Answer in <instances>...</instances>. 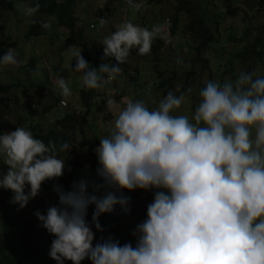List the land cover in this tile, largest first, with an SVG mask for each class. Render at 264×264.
Wrapping results in <instances>:
<instances>
[{"label":"clouds","instance_id":"9594fccd","mask_svg":"<svg viewBox=\"0 0 264 264\" xmlns=\"http://www.w3.org/2000/svg\"><path fill=\"white\" fill-rule=\"evenodd\" d=\"M125 3L135 12L143 0ZM17 6L29 23L50 27L51 17L34 19L38 0H20ZM157 38L169 43L168 21L150 29L125 21L100 42L103 56L116 64L90 68L73 45L68 48L73 71L80 73L85 89L102 88L120 75L130 50L148 54ZM16 64L14 48L0 55V67ZM53 83L61 96L71 95L62 76ZM191 93L177 85L151 110L140 100L120 107L111 96L106 99L117 116L112 131L93 150L100 182L81 178L67 190L53 183L57 203L33 213L53 237L47 256L55 264L85 259L89 264H264V77L241 71L234 82L207 81L190 115L173 114ZM69 149L67 142L46 144L19 126L0 133V158L6 166L0 190L10 192V203L23 209L42 183L68 170L66 155L57 152ZM133 190L153 193L145 218L132 230L135 246L111 236L93 243V229L103 231L98 218L116 209L127 214L130 197L124 192Z\"/></svg>","mask_w":264,"mask_h":264},{"label":"rangeland","instance_id":"374dc122","mask_svg":"<svg viewBox=\"0 0 264 264\" xmlns=\"http://www.w3.org/2000/svg\"><path fill=\"white\" fill-rule=\"evenodd\" d=\"M205 1L209 5L210 0ZM239 1L235 0L236 3H239ZM11 2L14 10L4 15V22H0V25L5 24L6 29H3V32L7 33L14 41L12 48L16 52L17 64L4 66L0 69V85L11 86L7 94L0 96V117L1 120L11 124L18 122V126L25 129L29 124L36 123L47 128L49 123L59 118L61 110L63 112V110L68 109L69 111L75 110L79 114V119L85 115L87 127L83 129V137L91 139V137L96 136L100 139L112 131L114 120L117 116L116 109H109L106 106V99L109 96L120 107H123L128 100L143 101L150 110L157 106L160 100L159 92L157 93L154 87V84L157 83V70L166 73V77L172 71H176L175 74L180 76L188 72L189 65H192L196 75L194 80L191 76L188 83H191V88L198 94L201 85L207 81H219L222 83L228 80L234 82L239 73L245 71V66L248 64L241 61L242 64L239 65L233 56L239 50L241 52L244 51V47L237 43L230 44L232 42H229V40V43L227 42L230 36L228 27L233 24L240 25L241 22L247 20L242 19L246 18L242 11L239 12V16L224 20L221 23V26L218 27L220 37L218 42L214 44L211 50L209 49L208 52L201 54V61H195L193 59V51L185 47V40L189 39V36L184 34L182 27L187 22L186 18L180 17L175 32L170 34L169 43L165 44L158 38L153 41L152 45L154 46H158V43H160L157 49L154 50L155 55L151 50L145 55H137L135 49L130 50V55L124 62V66H120L121 71L124 69V75L120 74L112 81L105 83L102 88L93 89L95 92L93 100L100 106L99 113L93 114L91 110L85 112L79 109L81 106H79L78 93L83 87L80 81V73L73 71L75 60L72 59V50L68 49L70 46L65 47V40L68 36L67 31L62 27L55 26L52 18L50 27L46 29L44 36L32 40L24 39L26 19L29 18L25 17L17 6L20 0H11ZM220 3L224 4L221 0H213L212 4L220 5ZM236 3L233 2V5L235 6ZM105 5L106 2L104 0H77L75 11L76 32L81 27L82 38L88 49L87 56L83 58L90 68L97 70L101 64H109V66L116 64L113 58L103 56L100 42L105 36L115 31L117 25L130 21L150 29L153 25L168 21L173 12V6L170 3L158 0H143L141 8L135 12L125 3V0H111L108 5ZM244 10H246L245 7ZM101 18L106 20L105 24H100L99 19ZM263 18V14H261V18L259 15L258 24L264 21ZM186 45H193V41H186ZM223 50H225L224 54H222ZM177 57L181 58L182 63L177 64L175 62ZM178 66L180 67L179 69ZM252 70L263 77L264 71L261 67L255 68L253 65ZM62 71L65 74L63 78L71 91L69 97L61 96L54 87L53 81L57 76H61L60 72ZM101 74L106 75L104 73ZM209 77L211 78L209 79ZM41 85L51 89L53 95L61 100L64 99L66 104L64 107H54L43 118H40L41 109L47 104H52L53 101L48 95V91L42 89ZM199 99V95L194 99L190 97L173 114L190 115ZM7 132L10 131L5 130L2 133ZM80 138V135L76 136L72 152H77V143ZM80 157L87 168H78L72 178H69L65 171L57 180L42 183L37 197L30 200L21 210H17L16 206L10 203V192L0 190L1 248L6 252L21 250V229L31 227L32 230L30 235H27V238L31 241L32 247L40 252L36 263L24 264H55L47 256L53 237L39 227L33 215L34 211L39 210L43 213L47 207L57 203V197L51 190L52 184L57 183L67 190L72 181L81 178L90 182H100L95 176L96 159L94 151L92 153L82 152ZM69 158L65 157V162ZM4 171H6V166L2 165V158H0V173ZM151 194V190L124 192V195L130 197V209L127 214L116 209L111 214L101 215L98 218V222L103 231L95 232L93 229L94 236L98 239L111 236L113 239L118 240L120 244L127 242L135 246V237L132 235V230L137 223L145 218V215L135 217V215L130 214V210L139 208L140 206L137 205L139 199ZM90 218L91 215L88 213L86 219L90 221ZM65 264H71V262L65 261Z\"/></svg>","mask_w":264,"mask_h":264},{"label":"trees","instance_id":"16d2710c","mask_svg":"<svg viewBox=\"0 0 264 264\" xmlns=\"http://www.w3.org/2000/svg\"><path fill=\"white\" fill-rule=\"evenodd\" d=\"M104 1L106 2V5L111 2V0ZM158 1L170 3L173 6L172 15L168 20L170 34L175 32L180 17L186 18L185 20L187 23H185L182 28L184 34L189 36V39L185 40V47L193 51V59L195 61H201V54L208 52L209 49L211 50L214 47V44L218 42L220 38L218 27L221 26V23H223L224 20L233 19L236 16H239V12L242 11V14L246 17L242 19L247 20L241 22L240 25L233 24L231 27H228L230 36L227 39V42L229 40V42H232L230 44L237 43L244 47V51L241 52L239 50L238 53L233 56L238 61L239 65L242 64V62L248 63L245 66L246 72H252L253 65L255 68L258 66L261 67L264 71V21L260 24L257 22V20H259V15L260 18L261 14L264 16V0H240L239 3H236L235 0H221L224 4L220 3V5H213V0H210L209 5H207V1L205 0ZM26 2L31 3V0H26ZM38 2L40 3V9L34 19L47 20L49 17L53 18V24L55 26L62 27L67 31L68 36L65 40V47L73 45L79 47L81 49V56L85 58L87 56L88 49L86 48V43L82 38L83 33L81 27H79V30L76 32L77 22L75 18V11L77 0H38ZM233 2L236 3L235 6L233 5ZM244 7L246 10H244ZM13 10L14 8L11 0H0V22H4V15L8 12L11 13ZM3 29H6L5 24L0 25V55H2L5 50L12 48L14 45V41L7 33L3 32ZM45 34L46 29L40 28L38 23H29L28 19H26V34L24 35V39L32 40L34 38L44 36ZM186 41H193V45H186ZM159 44L160 43H158V46ZM158 46L151 45L150 50L153 54L155 52L154 50H156ZM224 53L225 50H223L222 54ZM155 62L157 63L156 60ZM121 65L123 67L124 63ZM179 68L180 67L178 66V69ZM60 73L62 77H65L64 71ZM175 73L176 71H172L170 75L166 77V73L157 70V83L154 84V87L155 91L157 93L159 92L158 95L160 99H162L167 91L174 90L177 85L181 86V91L185 88H191V83L188 82L191 79V76L194 80L196 75L195 69L192 65H189L188 72L184 75L177 76ZM120 74L124 75V69H122ZM210 78L211 77H209V79ZM204 85L205 84H202L201 88L204 87ZM41 87L42 89L48 91V95L53 102L50 105L47 104L43 106L40 112V118L46 116L56 106H66L64 99L61 100L60 98L55 97L51 89L46 88L43 85H41ZM10 89L11 86L0 85V96L7 94ZM197 96V92L192 89L190 97L194 99ZM78 97L80 102L79 106H81L79 109L85 112L91 110L93 114L99 113L100 106L93 100L95 97L93 89H85L82 87L78 93ZM17 126L18 122L11 124L5 120H1L0 117V133L5 130L14 131ZM84 127H87L85 115L79 119V114H77L75 110L69 111L67 109L63 110V112L61 110L59 118L54 122L49 123L47 128L39 123H36L29 124L26 130H29L34 138L40 139L46 144L49 141H52L57 146L63 142H67L69 144L70 149L67 153L57 152V155L60 157L66 155V158L70 157L65 162L66 169H68L66 170V174L69 178H72L78 171V168H87V166L82 163L80 154L82 152L92 153L99 143V139L96 136L91 137V139H87L82 136ZM77 135L81 136L77 143V152H72ZM152 196L153 193L139 199L137 205L141 208H132L130 210V214L135 215V217L144 216L146 205L151 202ZM92 210V206H89L87 212L91 215ZM31 230V227L21 229L22 246L19 251L6 252L0 245V264H24L36 263L38 261L40 252L32 247L31 241L27 238V235H30ZM96 240H98V238L94 236L93 243H95ZM81 264H89V261L85 259L81 261Z\"/></svg>","mask_w":264,"mask_h":264}]
</instances>
